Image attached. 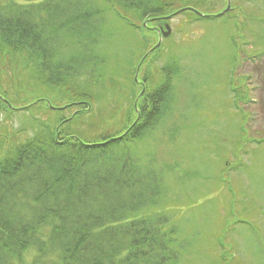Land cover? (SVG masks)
Instances as JSON below:
<instances>
[{
    "label": "rangeland",
    "instance_id": "374dc122",
    "mask_svg": "<svg viewBox=\"0 0 264 264\" xmlns=\"http://www.w3.org/2000/svg\"><path fill=\"white\" fill-rule=\"evenodd\" d=\"M216 2L208 13L201 8L192 13L218 15L229 5L227 13L201 21L187 14L163 22L142 20L133 9L103 7L104 38L94 52L104 58V70L90 92L94 96L87 97L88 109L70 110L74 119L61 130L99 138L131 129L138 116L134 108L162 80L161 68L174 64L164 119L136 147L151 162L149 170L160 176L157 209L189 245L179 253V264H264V0ZM172 12L166 8L162 16ZM165 23L169 34L164 37ZM32 62L23 53L3 57L0 52V97L12 108L0 110L3 157L42 129L26 112L16 111L17 102L66 96L64 89L43 85L32 74ZM79 83L78 78L68 83V93L83 91ZM47 108L48 102L35 107L37 120L56 127L55 117H65ZM27 258L32 260L33 252Z\"/></svg>",
    "mask_w": 264,
    "mask_h": 264
},
{
    "label": "trees",
    "instance_id": "16d2710c",
    "mask_svg": "<svg viewBox=\"0 0 264 264\" xmlns=\"http://www.w3.org/2000/svg\"><path fill=\"white\" fill-rule=\"evenodd\" d=\"M98 1L0 0L1 55L23 53L34 60L32 74L43 85L66 91L62 101L39 95L15 105L42 129L16 143L10 155L0 156V264H179V253L189 246L177 237L172 219L157 209L160 176L149 170L151 162L144 161L136 147L164 119L174 64L161 68L163 81L134 108L136 123L124 133L93 138L83 130L65 133L61 128L73 121L70 110L77 114L88 109L87 97L94 96L90 92L104 70V58L94 52L104 38L103 7L114 12L133 9L142 20L163 22L187 14L201 21L216 16L178 10L201 8L208 13L215 7H207L218 0ZM166 8L173 12L162 16ZM76 78L83 91L70 94L67 84ZM131 82L134 94L136 80ZM43 102L54 107L47 108L49 112L66 119L55 117L56 127L40 123L34 111ZM7 103L0 97V110L8 112ZM3 137L0 131V140ZM216 242L223 247L221 237ZM28 252L34 254L30 261Z\"/></svg>",
    "mask_w": 264,
    "mask_h": 264
},
{
    "label": "water",
    "instance_id": "95a60500",
    "mask_svg": "<svg viewBox=\"0 0 264 264\" xmlns=\"http://www.w3.org/2000/svg\"><path fill=\"white\" fill-rule=\"evenodd\" d=\"M228 8H229V5H227L226 10L222 11V13H220L219 15L224 14L228 10ZM183 10H186V8L180 9V10H178V12L183 11ZM166 18H168V17H166ZM164 28H165L166 31L163 32V36H166V35L169 34V27H168L167 24H165Z\"/></svg>",
    "mask_w": 264,
    "mask_h": 264
}]
</instances>
